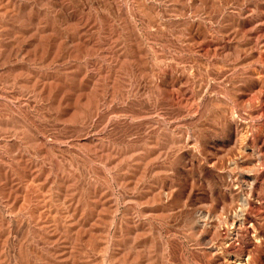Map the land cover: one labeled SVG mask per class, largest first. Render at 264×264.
Wrapping results in <instances>:
<instances>
[{"label": "rangeland", "instance_id": "obj_1", "mask_svg": "<svg viewBox=\"0 0 264 264\" xmlns=\"http://www.w3.org/2000/svg\"><path fill=\"white\" fill-rule=\"evenodd\" d=\"M0 264H264V0H0Z\"/></svg>", "mask_w": 264, "mask_h": 264}]
</instances>
